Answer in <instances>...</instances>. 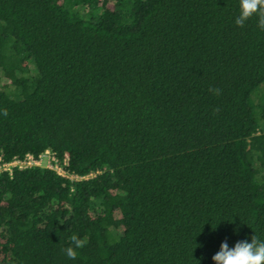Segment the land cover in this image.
Returning <instances> with one entry per match:
<instances>
[{"label": "trees", "instance_id": "obj_1", "mask_svg": "<svg viewBox=\"0 0 264 264\" xmlns=\"http://www.w3.org/2000/svg\"><path fill=\"white\" fill-rule=\"evenodd\" d=\"M237 15L0 0V157L50 151L89 177L1 173L0 264H213L224 241L264 239V29Z\"/></svg>", "mask_w": 264, "mask_h": 264}, {"label": "clouds", "instance_id": "obj_2", "mask_svg": "<svg viewBox=\"0 0 264 264\" xmlns=\"http://www.w3.org/2000/svg\"><path fill=\"white\" fill-rule=\"evenodd\" d=\"M255 18L260 29H264V0H238V15L235 17V24L243 27L249 20ZM219 94L220 90H213ZM83 241L78 236L71 237V246L63 249L70 260L77 257V249L83 247ZM213 264H264V239L256 234L251 238L238 241L234 247H230L224 241L220 250L212 257Z\"/></svg>", "mask_w": 264, "mask_h": 264}, {"label": "built area", "instance_id": "obj_3", "mask_svg": "<svg viewBox=\"0 0 264 264\" xmlns=\"http://www.w3.org/2000/svg\"><path fill=\"white\" fill-rule=\"evenodd\" d=\"M47 162V165H46ZM67 164V161H66ZM31 166H37V167H46L49 169H52L56 171L59 175L65 176L67 178H70L71 180H85L87 178H81L75 175H68L65 169L60 165L58 162V159L55 157V155L47 151L44 154L40 155L38 158H36L34 155L29 154L24 159H17L10 163L4 162L2 158L0 157V175L1 173H10L13 174L14 170L24 169Z\"/></svg>", "mask_w": 264, "mask_h": 264}, {"label": "rangeland", "instance_id": "obj_4", "mask_svg": "<svg viewBox=\"0 0 264 264\" xmlns=\"http://www.w3.org/2000/svg\"><path fill=\"white\" fill-rule=\"evenodd\" d=\"M258 92H264V84L256 91L255 94H257ZM256 95L253 96V100H255ZM262 132H264V125H263V129ZM47 165V162H46Z\"/></svg>", "mask_w": 264, "mask_h": 264}]
</instances>
